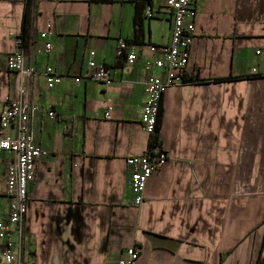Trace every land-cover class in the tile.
Wrapping results in <instances>:
<instances>
[{"label":"crops","instance_id":"1","mask_svg":"<svg viewBox=\"0 0 264 264\" xmlns=\"http://www.w3.org/2000/svg\"><path fill=\"white\" fill-rule=\"evenodd\" d=\"M136 1L31 0L24 65L35 69L34 141L48 154L27 186L22 264H117L130 246L139 250L132 264H264V0H197L186 82L160 100L167 159L138 206L126 158L148 147L145 63L170 42L172 15L165 0H146L138 20ZM26 11L27 0H0V111L15 90L6 58ZM119 38L135 47L133 63L118 58ZM89 60L110 68L109 84L74 80L92 74ZM48 65L61 75L52 87ZM9 158L0 157V218Z\"/></svg>","mask_w":264,"mask_h":264},{"label":"built area","instance_id":"2","mask_svg":"<svg viewBox=\"0 0 264 264\" xmlns=\"http://www.w3.org/2000/svg\"><path fill=\"white\" fill-rule=\"evenodd\" d=\"M196 3L197 0H165L172 15L170 42L161 47L159 58L152 63H145V68L153 72L144 82L146 99L139 112V119L149 138L148 147L143 153L126 158V164L132 172L135 206L143 201L147 179L155 170L161 168L167 159L162 145L154 143L151 137L156 131L163 93L174 84L186 82L184 72L188 65L189 49L193 39ZM145 13L151 15L150 6L145 7ZM50 26L48 24V30L40 33L45 39V52L52 47L51 41L47 39L51 34ZM14 42L16 48L7 55L6 68L16 73L17 81L14 93L6 97L0 111V157L2 153L10 156L6 162L5 176L10 206L6 217L0 218V240L5 242L1 252V264H22L27 186L34 175L35 161L48 154L35 143L31 124L32 115L40 109L29 99L28 94V79L35 73V69L24 65L25 54L19 35H14ZM149 49L154 51L156 47L150 45ZM90 54L92 55L93 52ZM116 54L118 58L124 57L126 63H133L137 58L135 47L123 38L117 41ZM88 65L93 68L92 74L75 76L76 82L85 78H92L105 84L111 82L109 67H96L93 60H89ZM252 73H256L255 68L252 69ZM44 74L48 87L60 81L61 75L53 73V68L49 65L45 68ZM111 108V106L107 107L104 112L105 118L109 117ZM47 113L50 117L54 116V110L51 108L47 109ZM13 233L16 234V242L12 239ZM13 247L16 251H13ZM126 255L117 264H132L139 257V250L135 246H130L126 249Z\"/></svg>","mask_w":264,"mask_h":264},{"label":"trees","instance_id":"3","mask_svg":"<svg viewBox=\"0 0 264 264\" xmlns=\"http://www.w3.org/2000/svg\"><path fill=\"white\" fill-rule=\"evenodd\" d=\"M145 1L146 0H137L136 1V17L138 18V20H140L142 18V13H143V9L145 6ZM31 4V0H27V11H26V15L24 18V23H23V28L22 31L19 35L21 41H22V48L24 50V53L28 51L29 49V25H30V20L28 17V11H29V6ZM158 125L156 126V131L154 133V135H152L151 139L153 140L154 143L159 144V140H158Z\"/></svg>","mask_w":264,"mask_h":264}]
</instances>
